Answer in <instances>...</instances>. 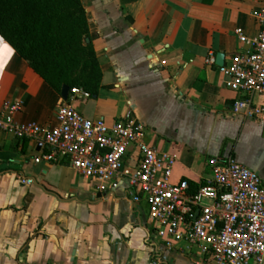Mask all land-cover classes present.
<instances>
[{"label":"crops","instance_id":"obj_1","mask_svg":"<svg viewBox=\"0 0 264 264\" xmlns=\"http://www.w3.org/2000/svg\"><path fill=\"white\" fill-rule=\"evenodd\" d=\"M81 2L101 88L67 102L108 124L132 109L145 141L175 155L170 181L187 180L189 192L209 175L210 158L228 156L256 171L264 188V117L234 113L238 93L225 86L217 63L204 61L212 52L228 63L246 49L236 30L257 34L251 12L264 0ZM61 98L0 35V118L19 100L16 122L52 126ZM252 102L264 106V92ZM47 151L42 140L0 130V264H207L196 248L162 245L147 202L133 201L125 178L100 190L64 159L35 162ZM136 163L131 147L125 164ZM27 178L32 183L22 182Z\"/></svg>","mask_w":264,"mask_h":264},{"label":"built area","instance_id":"obj_2","mask_svg":"<svg viewBox=\"0 0 264 264\" xmlns=\"http://www.w3.org/2000/svg\"><path fill=\"white\" fill-rule=\"evenodd\" d=\"M251 15L259 26L257 34L247 37L238 28L237 37L246 49L217 68L225 76V86L238 93L232 111L264 117V106L252 102V96L264 92V5ZM204 61L216 64L215 55L208 52ZM89 97L83 88L69 89L67 99L61 98L57 105L52 126L16 122L14 114L21 108L16 100L0 118V130L42 140L48 151L35 162L64 159L82 178L96 181L100 190H113L125 178L133 189V201L147 202L153 233L165 248L183 243L187 250L196 248L207 255V264H264V188L256 171L232 156L223 161L213 157L209 175L189 192L187 180L170 181L175 155L145 141V125L132 109L108 124L103 117L86 118L67 102ZM131 147L137 153L132 167L125 164Z\"/></svg>","mask_w":264,"mask_h":264},{"label":"trees","instance_id":"obj_3","mask_svg":"<svg viewBox=\"0 0 264 264\" xmlns=\"http://www.w3.org/2000/svg\"><path fill=\"white\" fill-rule=\"evenodd\" d=\"M0 35L52 89L96 96L101 70L81 0H0Z\"/></svg>","mask_w":264,"mask_h":264},{"label":"water","instance_id":"obj_4","mask_svg":"<svg viewBox=\"0 0 264 264\" xmlns=\"http://www.w3.org/2000/svg\"><path fill=\"white\" fill-rule=\"evenodd\" d=\"M216 63L217 65H222L223 64V54L219 53L216 56ZM69 92V87L67 85H63L61 87L60 95L61 97L66 100Z\"/></svg>","mask_w":264,"mask_h":264},{"label":"bare ground","instance_id":"obj_5","mask_svg":"<svg viewBox=\"0 0 264 264\" xmlns=\"http://www.w3.org/2000/svg\"><path fill=\"white\" fill-rule=\"evenodd\" d=\"M6 46H7V45H6ZM6 46H1V47L3 48V47H6ZM7 47H8V46H7ZM3 49H4V48H3ZM6 49H7V48H6ZM6 49H5V50H6Z\"/></svg>","mask_w":264,"mask_h":264}]
</instances>
